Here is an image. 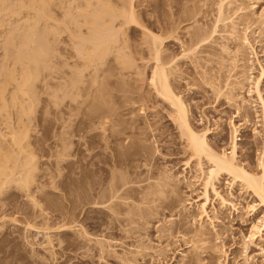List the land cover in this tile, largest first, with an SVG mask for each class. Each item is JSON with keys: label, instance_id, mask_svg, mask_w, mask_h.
I'll return each instance as SVG.
<instances>
[{"label": "rangeland", "instance_id": "obj_1", "mask_svg": "<svg viewBox=\"0 0 264 264\" xmlns=\"http://www.w3.org/2000/svg\"><path fill=\"white\" fill-rule=\"evenodd\" d=\"M9 1L11 6L19 5L15 4L14 0H12L13 4ZM45 1L50 3L48 5L55 14V16L52 14L51 23H55V19H57L56 22L59 20L61 24L59 29L61 28L62 31L60 29L61 32H58L59 39L55 35L57 37L55 39L58 40L52 41L51 37H54V34L47 32L48 29L44 28L45 21L41 19L44 22L39 24H44L41 28L38 24V31H43L42 36H40V31L35 33H39V36L38 34L37 36L32 35L38 43L42 40L44 42L46 38H49L48 42L51 40L50 48H48L47 41H45L46 46L41 43L43 47H40L41 44L37 45L34 39V44L32 43L29 50L38 54L39 50L41 53L44 51L45 46L48 48V56L44 58L43 54L39 59L41 67L38 68V72L39 70L40 72L35 74L36 80L32 78L33 90L29 88L34 106L29 111V105L32 103L27 99V110L32 112L30 114L28 112V118L25 119V116L23 118L24 122L27 121L29 132L27 141L25 139L23 141L32 144L30 145L33 152L30 153L32 157L26 158L20 154L21 152L16 151L17 156L22 155L20 158L16 157L19 158L18 160L23 158V164L29 161L34 163L35 167L28 164L30 168L32 167L28 175L33 177L31 185L29 184L30 188L26 186L29 189L25 187L22 190L19 186L16 188L15 186L20 183L17 182L15 185V182L13 181V184L11 181L12 184L8 182L9 185H6V183V187H3L4 190L0 192V264H264V222L262 221L264 204L260 203V200L241 180H233L229 174L222 173L218 186L222 196L231 203L224 206L221 199L211 191L206 212H203V215L200 214L203 210L200 209L199 204L205 201L202 198L201 183L205 177L204 173L208 172L212 165L206 157L199 161L197 156L191 154L190 148L187 149L186 136L172 118L176 115L175 110L173 111L174 107L157 97V91L151 84L156 62L152 57L153 53L148 48L151 46L152 35L164 39L173 38L164 42L162 46L165 56L172 53L177 58H175L177 70L174 69L173 72L169 70V79L173 83L171 85L175 93L180 95L189 107L194 128L199 132L208 130V141L219 153L231 155L232 142L235 138L238 144L237 161L241 162L240 164H243L247 170L261 174L263 173L260 161L264 145V112L262 103L254 92V84L261 70L258 61H261L264 67V0H234L229 4L232 5L229 6L230 8L228 0H224V3L227 2L224 4L225 14L223 16L224 18L226 16V21L221 20L220 22L217 20L220 16L219 7L223 0H134L135 18L138 20V23L133 21L134 24L124 22L126 17L124 15L128 13L120 12L123 7L124 9L129 7L127 0L101 1L104 3L111 1L110 3H113L114 7L116 5L115 8L118 9V11L116 9L117 13L115 12L114 18L112 14L110 15L112 19L109 15L105 16L109 18L107 20L112 26L109 23L106 24L108 27L104 28V31L108 33L112 29V34H115L114 37L117 38H115L117 48L125 45L124 50L121 49L124 55L121 57H124L130 64V68L122 72L123 75L118 74L117 71L107 70V68L104 72L106 75L102 74L103 77L111 78L112 76V81L109 84L107 81V86L104 85V88L108 87L106 91L112 92L107 95L113 100L105 99L102 105L106 106L105 103H108L105 107L106 115L112 113L109 117L113 120L111 119L110 122L117 124L116 129L117 126L119 128L117 138L119 139L112 137L110 124H107V126L110 125L108 126L110 130H106L107 133L101 129L100 131L101 127L95 128V126L98 127L97 121L90 123L89 126H84V123L80 125L82 117H86L83 113L86 112L84 109L89 111L91 107L88 109L84 106L79 113H77V108L72 107L74 109L70 110L71 112L80 114L74 113L76 117L73 113L70 114L68 108L63 112L55 108L52 95L58 87L56 85L62 80L57 72L60 69H67L62 68V64L68 61L70 55L76 53L75 47L78 48L80 42L78 39H84L80 33L81 30L84 35L88 33L87 27L81 26L78 22L79 18H76L78 10L75 5L79 0ZM101 2H99L100 6ZM27 3L33 4V0L27 1L26 6ZM11 6V12L18 10L23 15L19 16L17 15L19 13L16 14L15 11L14 15L9 10L8 14L4 12L5 17L0 13V18L5 19L3 26H0V28L3 27L2 30H5L3 32L0 30V67L3 66L4 68L1 69L6 72L10 67L8 71L13 70L12 67L16 63L14 56L16 54L18 59L17 55L21 52L17 47L23 44V37L26 38V35L31 33L27 30L30 29V24L29 26L24 25L25 19L27 21L30 19L29 22L31 21L32 24L33 19L30 17L36 14L35 9L33 13L30 12L32 10L30 5L27 6V8L30 6L29 10L25 7V10L21 12L20 5L15 6L14 10V6L13 8ZM22 11H27V15L30 13L29 19L25 17L26 12ZM10 13L14 15V18L9 15ZM118 13L122 16H118ZM72 17L77 20L76 25L75 21L72 23L74 19ZM228 18L230 20L233 18L237 29L240 30L238 33L243 35L247 30L245 33L251 38L258 59L254 57L251 48L242 50L247 60L243 58L245 57L244 52L242 54L240 51L241 53L238 52L239 55H237L238 48L236 49V44L231 39L232 33L229 31L232 28ZM35 20L37 18L33 20L34 26ZM109 20L113 21V24ZM15 22L17 25L13 24ZM10 23L17 29L22 25L20 29L24 28L26 31L21 32L20 29L16 31ZM67 24L75 33H71ZM214 28L216 32L212 34ZM20 32L23 33L21 38ZM24 33H26L25 36ZM46 33H49L47 36L50 33L52 36L47 37ZM200 34L201 38L209 36L207 43L192 55L185 52L194 40L201 39ZM38 37L46 38H41L39 42ZM74 43H78L77 46H74ZM225 44L228 45L230 53H224L222 50ZM23 47L21 48L25 51ZM110 57L106 67L112 69L116 64V58L115 56ZM70 59L74 60L71 57ZM68 62L70 66L73 65L70 60ZM26 63L23 64L29 66L30 70L37 71L33 60ZM19 65L15 66L16 69L28 68L24 67L25 65L21 68ZM16 71L21 75L23 70L21 74L18 70ZM1 72L3 73V70ZM6 72L4 73L8 75L9 73ZM2 73H0V79L2 75L4 79L2 78L0 82H5L7 77ZM25 73L23 72L22 75ZM33 74L31 72L30 75ZM19 81L22 80L19 79ZM227 84H231L234 92H228L225 87ZM260 88L264 101V77L261 79ZM108 107L113 110L116 108L114 112H107ZM140 107L142 110L139 109ZM4 113L3 117L6 115ZM12 115L15 120L22 117L15 118L19 115L18 113ZM6 117L8 116L4 119L7 121ZM2 119L0 118V127H2L0 130L8 132V137L9 131L12 132L15 128L12 126H10L12 130L5 128L6 121ZM9 120L11 119L9 118L7 122H10ZM15 122L11 124L15 126ZM70 124L72 125L69 126ZM235 126L237 132L234 129ZM77 127L81 128L80 134L74 131ZM120 128H123L122 131ZM84 134L93 136L85 145L83 142L87 136ZM61 145L69 146L66 153L74 154L61 156ZM14 148L15 152L19 147ZM25 151L29 154L30 150ZM118 153H123V155H116ZM202 160L200 168L197 162H202ZM20 162L14 164L19 171H22L26 167L21 163L24 168L20 170V166L17 167ZM25 171L23 172L26 174ZM120 172L125 174L121 179H128L129 183L126 182V187L125 185L122 188L119 187L118 194L108 200L109 203H101L103 200L101 197L105 198L104 195L110 192L112 183H118V180L119 183L122 182L119 176L115 177ZM25 174L22 173L21 176ZM29 176L28 179H30ZM113 177L115 180H112ZM168 181H170L169 184ZM19 182L24 185L22 181ZM126 188H130V191L125 192ZM176 191L179 193H176L177 198ZM112 202L115 205L120 203L117 205L119 208ZM254 224L259 228L253 230ZM200 226L208 229L206 236L209 239L205 236L203 238L205 240L201 238L200 241L197 235ZM47 234L52 239L51 243L47 240L49 238ZM195 247L200 255L195 252ZM196 257H200L199 261Z\"/></svg>", "mask_w": 264, "mask_h": 264}, {"label": "bare ground", "instance_id": "obj_2", "mask_svg": "<svg viewBox=\"0 0 264 264\" xmlns=\"http://www.w3.org/2000/svg\"><path fill=\"white\" fill-rule=\"evenodd\" d=\"M8 1L9 0H0V13L2 14V16L3 15H5L4 14V12H11V10H10V6L11 5H9V3H8ZM12 1V0H11ZM11 1H9V2H11ZM17 1V2H16ZM28 2H30L31 0H27ZM26 1V2H27ZM61 1V0H60ZM101 1H105V0H79V2L78 3H76V10H78V12H76L77 13V15H76V18L78 19L79 18V20H78V22H79V24L82 26H86L87 27V33L88 34H86V35H84V34H82V30H81V35L84 37V39H82V40H79L78 39V41H80L79 42V47L77 48V47H75L77 50H76V53H74L72 56L70 55L69 56V58H68V61L70 60L71 61V64H73V65H69L70 64V62H68V61H64L63 62V64H62V62H59V63H61L62 64V68H67L66 70L65 69H63V70H61L60 69V71H58L59 69H57V73H59V75H60V78L62 79V80H60V78L59 77H56L57 79L59 78V83H58V85H56V86H58L57 88H56V91L53 93V104L55 105V108L57 109V111L59 110V111H62L63 112V110H65L66 108H68L69 109V111L70 110H73L72 109V107H75V108H77L78 109V111H77V109H76V111H77V113H79V112H81L82 111V107H84V106H86V108L88 107V109L91 107V109L88 111L87 109H84V110H86V112L84 111L83 113L85 114V116L86 117H82V119H81V122H80V125H81V123L84 125V126H89V124L90 123H93V122H95L96 123V121H97V123H98V127H96L95 126V128H99V127H101V128H99V130L101 129V130H103L104 131V133L106 132V130H110L111 129V135H112V137H116V139H119V138H117V136H118V126H117V129H116V123L115 122H113V123H115V124H112L110 121H111V119L113 120V118H110L111 116L110 115H112V113L109 115V113H108V115H106L107 113H106V111H105V107L107 106V104L105 103V105L106 106H103L104 104L102 103V101L104 100L105 101V99H109L110 97H108V95H107V93L109 94V93H112V92H107L108 90H107V88L108 87H105L104 88V85L105 86H107L106 85V82L109 84V82L110 81H112V76H111V78L110 77H103V73L105 72V71H107V70H113V71H117V73L119 74V73H124V71L126 72L127 70L126 69H129L130 68V64H128L127 62H126V59L124 58V57H121V56H124L123 55V51H121V49L123 48V46H125V45H123L122 46V48H117L116 47V43H115V41H116V37H114V35L115 34H112L113 32L111 31L112 29H111V24H110V22H108V20H107V18H105V16H110L111 14H112V17L114 18L115 16H116V9L117 8H115L116 7V5H115V7H114V5H113V3H110L111 1H107V3H104V2H101ZM128 1V5H129V7L127 8L126 6V8L127 9H124V7L121 9L122 11H120L121 13L122 12H124V13H128L127 15H124V13H123V15L124 16H126L125 17V19H127V16H128V19L125 21V19H124V22H127L128 24H129V22H133L134 21V23H138V20H136L137 18H135L136 16H135V9H134V7H135V5L133 4L134 3V0H127ZM232 1V2H231ZM14 2H15V4L16 3H18L19 5H20V12H21V10H25V7L27 8V6L28 5H30V6H32L31 8H32V10H30V12H32L33 13V10L35 9V11H34V13L36 12V14H35V16H33V17H35V18H37V20H35V26H34V22H33V20L35 19V18H33L32 16L30 17V16H28L27 15V11H22L23 13H25L26 12V18H28L29 19V17L31 18V19H33L32 20V24H33V26H32V24H31V21L29 22V20L27 21V19H25V24L24 25H26V26H29V24H30V29L28 28H26V26H25V28L29 31V32H31V33H28V35H26L27 37L26 38H24L23 37V33H21V32H24V31H26V30H24V28L23 29H20V26H22V25H20L19 26V28L18 29H20L19 31H21L20 32V38L21 37H23V44H24V41H25V46L26 47H23L24 45L23 44H20L21 46L20 47H17V48H20V53L19 52H17V53H19L17 56H18V59H17V57H16V54H15V58H14V60L16 61V63L19 65V64H21V65H19L21 68H22V65L24 66L25 64H23L24 62L26 63L27 61H31V60H33V62H34V64L36 65V67H34V68H36L35 70H37L36 72L35 71H33V69H29V66H27V65H25L24 67H28V68H25V69H16V67H17V64L15 63V65H14V62H13V67H15V68H13L12 67V69L13 70H11V71H8V70H10L11 69V67H10V69H8L7 70V72L9 73L8 75H6L4 72H6V71H4V69H1L3 66H1L0 67V70L2 71L3 70V73L5 74V77H7V78H5V82H2V84H0V115H1V119L3 118L4 119V117L5 116H8V117H6V119L8 118H10L11 120H9L10 122H7L8 121V119H7V121L5 122V124L4 123H2V124H4V126H5V128H7L8 127V130H9V128H10V130H12V128H15V129H13L12 130V132L11 131H9V133L10 134H12V135H10V134H8L9 136L7 137V133L6 132H1V130H0V137H2V138H0V140H2V142H0L1 144V146H0V192H2V190H4V188L6 187V185H9L8 184V182L10 183V185L13 183L14 184V182H15V185L17 184V182L18 183H20V185L18 184L17 186H15L16 188L19 186V188H25L26 186H28L29 188H30V186H29V184L31 185V181H33L31 178H33V177H30L29 175H28V172L31 170V168L33 167H35V165H34V163L32 164L31 162H27L26 161V164H23V158L22 159H20L22 162H20V160H18L19 158H20V156L22 157V155L23 156H26V158L27 157H32V155H30V153H33L32 152V150L30 149V145H32V144H30V142H25V141H23V139H25L26 141H27V138L29 137V132H28V127H27V125H26V122L27 121H25L24 122V120L26 119V118H28V112L30 111V110H32V106H34L33 105V103H34V100L32 101L31 99V96L32 95H30V93L31 92H29V88H31L32 90H33V88H32V85H31V81H33V80H36V75L40 72V70H39V72H38V68H40L41 66H39V64L41 65V62H40V60L39 59H41V56L44 54V56H42V57H47L48 55H47V52H48V48H50V42H51V40L48 42L47 41V39H49V38H46V37H44V38H46V40L45 41H47V47L48 48H46L45 46H46V42L44 41V42H42L43 40L42 39H44L43 37H38L39 39H38V41L40 42V40H42L40 43H38V42H36L37 41V39H35V35L37 36V34H38V36L42 33L43 34V31L41 30H39L40 31V34L39 33H37V34H35L36 33V31L37 32H39L38 31V29H39V25L42 23V21L45 23H43L44 24V28L46 29H48L47 30V32L49 31V32H51L52 34H54V37L51 35V33H50V35L53 37H51V39H53L52 41H56V40H58L59 39V36H58V32L60 31V29H59V25L61 26V24L59 23V20H58V22H56L57 21V19H55L54 20V22L55 23H51V19H53V16H55V14L51 11V9L52 8H50L49 7V5H50V3H47L48 1H45V0H36V1H34L33 0V4L32 3H27V6H26V2H25V0H14ZM20 2V3H19ZM99 2H101V6H100V4H99ZM106 2V1H105ZM222 2V1H221ZM225 1L223 0V2L221 3V5H220V7H219V17H218V20H217V22H220L221 20H225V18H226V16H225V18L223 17L224 16V7H225V5L224 4H226V3H224ZM234 2V0H228V7L229 6H232V5H229V4H231V3H233ZM61 3H63L64 4V2H61ZM125 3V2H124ZM11 4H13V1H12V3ZM49 4V5H48ZM18 5V6H19ZM13 6H14V8H13ZM13 6H11L12 8H13V10L16 8V7H18L17 5H13ZM16 6V7H15ZM30 6L27 8L28 10L30 9ZM118 6V5H117ZM123 6V5H122ZM227 7V8H228ZM11 8V9H12ZM73 8H75V7H73ZM230 8V7H229ZM19 9V8H18ZM26 9V10H27ZM36 9H37V11H36ZM238 9H241V8H238ZM9 10V11H8ZM76 10H74V11H76ZM124 10V11H123ZM225 10H226V8H225ZM231 10V9H230ZM229 10V11H230ZM15 11V10H14ZM13 11V12H14ZM17 11V12H16ZM15 11V13L17 14V13H19L18 12V10H16ZM117 11H118V9H117ZM227 11H228V9H227ZM13 12H11V13H13ZM50 12H52V13H50ZM116 12V13H115ZM9 14L10 16L12 15V14ZM15 13H13L14 15H15ZM50 13V14H49ZM121 13H118L119 15L118 16H120L121 15ZM0 14V15H1ZM8 14V13H7ZM52 14H54L53 16H52ZM14 15H12V17L14 16ZM17 15H23L22 13H19V14H17ZM25 15V14H24ZM32 15V14H31ZM34 15V14H33ZM50 15V16H49ZM66 15V13L64 14V16ZM67 15H68V13H67ZM7 16V15H6ZM52 16V17H51ZM117 16V17H118ZM122 16V15H121ZM3 17H5V16H3ZM24 17V16H23ZM51 17V18H50ZM75 17V16H74ZM74 17H72V18H74ZM111 17V16H110ZM112 17H111V19H112ZM228 17V16H227ZM14 18V17H13ZM82 18V19H81ZM6 19H8L9 20V18H7L6 17ZM41 19H43L42 21H41ZM69 19L71 20V18L69 17ZM109 19V18H108ZM117 19V18H116ZM5 20V19H4ZM3 19H2V17L0 18V26L2 25L3 26V21H4ZM14 20V19H13ZM227 20H230L229 18L227 19ZM231 20H233V18L231 19ZM231 20L229 21L230 23H231V28L232 29H230V31H229V33H232V35H231V39H232V41L236 44V49L238 48V50H237V52H236V50L234 51V52H236L237 53V55H239V53H241L242 52V50H246L247 48H251L252 49V53H253V55H254V57H256L257 59H258V54H257V52L255 51V46L253 45V43H252V41L250 40L251 38H249V36L244 32V34L242 35V33H238V30L239 29H237V25H236V23L234 22V20L231 22ZM75 21V25H76V22H77V20L74 18L73 20H72V23ZM109 21H111V20H109ZM135 21H137V22H135ZM226 21V20H225ZM9 22V21H8ZM26 22H28V23H26ZM41 22V23H40ZM77 22V23H78ZM112 22V24H113V21H111ZM124 22H122V24L124 23ZM2 23V24H1ZM40 23V24H39ZM108 23L111 25L110 26V31L108 32V33H106L104 30L105 29H107V27L108 26H106V24L108 25ZM134 23H132V24H134ZM6 24H7V21H6ZM6 24H5V22H4V25L6 26ZM10 24H12V23H10ZM13 24H16V22L15 23H13ZM12 24V25H13ZM21 24V23H20ZM39 24V25H38ZM42 24V25H43ZM229 24V23H228ZM17 25V24H16ZM24 25H23V27H24ZM42 25H40V28L41 27H43ZM4 26V27H5ZM14 26V25H13ZM12 26V27H13ZM103 26H106V27H103ZM217 26V25H216ZM216 26H215V28H216ZM227 26V25H226ZM229 26V25H228ZM17 27V26H16ZM67 27L69 28V29H71L72 27L70 26V25H68L67 24ZM103 27V28H102ZM2 28L3 27H1L0 28V30H2ZM13 28H15V26L13 27ZM12 28V29H13ZM22 28V27H21ZM31 28H32V30H31ZM43 28V30H45ZM82 28V27H81ZM105 28V29H104ZM115 28V27H114ZM213 29L212 30V34H215V32H216V29ZM17 28H15V30H16ZM17 29V30H18ZM116 29V28H115ZM11 30V29H10ZM9 30V31H10ZM14 30V29H13ZM16 30V31H17ZM24 30V31H23ZM31 30V31H30ZM118 30V29H117ZM120 30V29H119ZM232 30H233V32H232ZM3 31H5V30H2V32ZM7 31V30H6ZM15 31V32H16ZM27 31V32H28ZM61 31H62V29H61ZM60 31V32H61ZM114 31V30H113ZM218 31V30H217ZM240 31V30H239ZM1 32V31H0ZM8 32V31H7ZM13 32V31H12ZM26 32V33H27ZM46 32V31H45ZM70 32V31H69ZM72 32H74L75 33V31L73 30L72 31V29H71V33ZM6 33V32H5ZM26 33H24V36H25V34ZM109 33H111V34H109ZM118 33V32H117ZM2 34V33H1ZM42 34L40 35V36H42ZM47 34H49V33H46L45 34V36H47ZM60 35H61V33H59ZM4 35V34H3ZM6 35V34H5ZM32 35H34L33 37H32ZM50 35H48V36H50ZM58 36V39H55V38H57L56 36ZM121 35V34H120ZM1 36V35H0ZM7 36V35H6ZM19 36V35H18ZM44 36V35H43ZM47 36V37H48ZM70 36V35H69ZM74 36H76L75 34H74ZM119 36V35H118ZM117 36V37H118ZM82 37V38H83ZM199 37V36H198ZM13 38V37H12ZM18 38V40L19 41H21L20 40V38L19 37H17ZM33 38V39H32ZM37 38V37H36ZM71 38H72V36H71ZM116 38V39H115ZM200 38H201V34H200ZM16 39V38H15ZM25 39V40H24ZM35 39V42L37 43V45H39V44H44L45 46H44V51H45V53H43L44 51L43 50H41V51H43L42 53L40 52V50H39V52L41 53V55H40V53L38 52V54H37V50H35V52L36 53H32L31 51H29L30 50V48H31V45H32V43L34 44V42H33V40ZM55 39V40H54ZM73 39V38H72ZM173 38L171 37V38H168V39H164V38H161V37H157L156 35L155 36H153L152 35V40H151V46H149L148 48L151 50V52L153 53V58L155 59V62H156V64H155V66H154V70H153V74H152V77H151V84H152V87H154V89H156V91H157V97L158 98H160V99H163L164 101H166V103H168V104H170L171 105V107H174V109H173V111L175 110V112H176V115H175V117H173L172 116V118H174V122H176V124H177V126L180 128V130L182 131V133H183V135L184 136H186V142H187V145H188V148L187 149H189L190 148V151L192 152L191 154H193V155H195V156H197L196 158H199L198 160L199 161H201V159L203 158V157H206L208 160H209V162L211 163L210 165H212L211 166V168H210V170L208 171V172H206V173H204V175H205V177L203 178V182L201 183L202 185V189H203V199L205 200L204 202H201V204H199V207H200V209L201 210H203V211H201L202 213H200L201 215H203V212H206V205H207V202H208V200L210 199L209 198V195H210V193H211V191L212 192H214V194L216 195V196H218L220 199H221V202H222V204L225 206H227L229 203H231V201L229 202L226 198H224L223 196H222V194H221V192H220V189H219V186H218V184L220 183V179H221V177H220V175L222 174V173H225V174H229L230 176H232V178H233V180H241L243 183H244V185H246V187H248L254 194H255V196L260 200V203H263L264 204V145H263V151H262V156H261V161H260V167H261V169H262V172L263 173H261V174H256V173H254V172H251V171H249V170H247L246 169V167L243 165V164H240L241 162H238L237 161V157H236V155H237V149H238V144L235 142V138H234V142H232L233 143V149H232V152H231V155H229V154H226V153H219V152H217L216 150H214L213 149V147L210 145V143H209V141H208V138H207V131L208 130H205L204 132H199V131H197L195 128H194V126H193V124L191 123L192 121H191V118H190V110H189V107L187 106V104L182 100V98H181V96L180 95H178V94H176L175 93V90H173V88L174 87H172V85H171V83L172 82H170V79H169V70L170 71H172L173 72V70L174 69H176L177 70V64L175 63V61H176V57H175V55H173L172 53H170V54H168L167 56H165V54H164V50H163V43L164 42H166V41H169V40H172ZM199 39V38H198ZM197 39V40H198ZM209 39V36H207L206 38H201V39H199L198 41L196 40H194V43H191V46H190V48L189 49H187V50H185V52H187L188 54H191L192 55V53H195L197 50H199V48H201L205 43H207V40ZM14 40V39H13ZM18 41V42H19ZM21 42V43H22ZM11 43V42H10ZM13 43V42H12ZM17 43V42H16ZM20 43V42H19ZM150 43V42H149ZM42 44L41 45H39L40 47H43L42 46ZM75 44V43H74ZM73 44V45H74ZM78 44V43H77ZM77 44H75L74 46H77ZM23 45V46H22ZM72 45V47H74ZM126 45H128V44H126ZM38 46V47H39ZM238 46V47H237ZM4 47V46H3ZM21 47H23L24 49H25V51H23L22 50V48ZM39 47V48H40ZM130 47V46H129ZM10 48H12V47H10ZM74 48V49H75ZM125 48V47H124ZM124 48H123V50H124ZM126 48L127 49H129L127 46H126ZM244 48H246V49H244ZM3 49V48H2ZM40 49H42V48H40ZM6 50V49H5ZM16 50V49H15ZM50 50V49H49ZM222 50L224 51V53L226 52H228V50L230 51V49L228 48V45H223L222 46ZM13 51V50H12ZM18 51H19V49H18ZM23 51V52H22ZM222 51V52H223ZM241 51V52H240ZM10 52V51H9ZM239 52V53H238ZM244 52V51H243ZM243 52H242V54H243ZM12 53V52H11ZM32 53V54H31ZM152 53H151V55H152ZM187 53H185L186 55H188ZM228 53H230V52H228ZM9 54V53H8ZM76 54V55H75ZM184 54V55H185ZM4 55V54H3ZM11 55H13V54H11ZM10 55V56H11ZM35 55H39L38 57L37 56H35ZM183 55V56H184ZM190 55V56H191ZM110 56H115V58H116V60H115V58H113L116 62V64H115V66L111 69V68H108V67H106V65L108 64V61H109V59L111 58ZM244 56H245V52H244ZM5 57V56H4ZM70 57L71 58H74V63L72 62V60L70 59ZM120 57H121V59H120ZM236 57H238V56H236ZM242 57H243V55H242ZM7 58V57H6ZM57 58H58V56H57ZM122 58H124L123 60H122ZM176 58V59H175ZM243 58H245L246 59V56L245 57H243ZM59 59H60V56H59ZM11 60V59H10ZM18 60V61H17ZM25 60V61H24ZM43 60V59H42ZM66 60V59H65ZM247 60V59H246ZM24 61V62H23ZM59 61V60H58ZM111 61V60H110ZM128 61V60H127ZM23 62V63H22ZM177 62V61H176ZM243 62H245L244 61V59H243ZM253 62V61H252ZM1 63H2V61H1ZM58 63V62H57ZM65 63V64H64ZM258 63H260V67H261V70H260V73L258 74L259 76H258V78L256 77V79H255V86H254V92L256 93V95L259 97V99H260V101H261V103H262V110H263V112H264V101H263V97H262V93H261V88H260V82H261V79L264 77V67H262V65H261V61L259 62L258 61ZM26 64H28V63H26ZM61 64L59 65L60 67H61ZM8 65V64H7ZM65 67H64V66ZM5 66V65H4ZM58 66V68H60ZM67 66H69V68L67 67ZM167 66H169V67H167ZM250 66V65H249ZM19 67V68H20ZM111 67H112V65H111ZM235 67H236V65H235ZM4 68V67H3ZM31 68V67H30ZM106 68H107V70H106ZM16 70H18L19 71V73L21 72V70H23L21 73L23 74V72H26L24 75H22L21 73V75H22V77H21V75H19L18 74V72L16 71ZM25 70V71H24ZM175 70V71H176ZM251 70V69H250ZM0 71V73H2ZM27 71H29V72H27ZM61 71H63V72H65V73H61L60 74V72ZM112 71V72H113ZM6 72V73H7ZM31 72L32 73H34L32 76L30 75L31 74ZM38 72V73H37ZM2 73V74H3ZM113 73H115V72H113ZM111 74V75H114V74ZM123 73L121 74V75H123ZM19 75V78H18V75ZM36 74V75H35ZM105 74V73H104ZM117 74V75H118ZM57 75V74H56ZM106 75V74H105ZM36 76V77H35ZM122 77V76H121ZM2 78L4 79V75H2ZM0 79V80H3V79ZM32 78H33V80H32ZM35 78V79H34ZM124 78V77H123ZM19 79H21L22 81H19ZM252 79H254V77L252 78ZM57 81V80H56ZM114 81V80H113ZM252 81V80H251ZM254 81V80H253ZM0 82V83H1ZM60 82H62V83H60ZM254 83V82H253ZM116 84V83H115ZM120 84V83H119ZM173 84V83H172ZM31 85V86H30ZM231 85V84H230ZM229 84H227V86H225V87H227V90H228V92L229 93H231V91H233L234 90V88H232L231 86H230ZM115 86V85H114ZM230 87V88H229ZM111 88V87H110ZM121 88V87H120ZM118 89V88H117ZM230 89V90H229ZM107 90V91H106ZM129 90V89H128ZM110 91V90H109ZM250 91H253V89L251 90L250 89ZM249 91V92H250ZM234 92V91H233ZM254 92H252V93H254ZM114 93V92H113ZM251 93V92H250ZM125 94V93H124ZM106 96H107V98H106ZM128 96V95H127ZM127 96H125V97H127ZM128 98V97H127ZM27 99L28 100H30L31 101V105H29V108H28V105H27ZM91 99V101H89ZM92 99H96V100H92ZM135 99V98H134ZM109 100H111V99H109ZM113 100V99H112ZM111 100V101H112ZM122 100V102H123V99H121ZM107 102H110V101H108L107 100ZM245 102V101H244ZM103 104V105H102ZM110 104V103H109ZM129 105V104H128ZM104 107V108H103ZM27 108L29 109V111L27 110ZM82 108V109H81ZM101 108H103V110L101 109ZM114 108V107H113ZM116 108V107H115ZM115 108H114V110H115ZM108 109V111L107 112H110V111H112V112H114V110L112 109V108H110V107H108L107 108ZM106 109V110H107ZM112 109V110H111ZM139 109H141L142 110V108L140 107ZM79 110H81V111H79ZM141 110H140V112H141ZM66 111H67V109H66ZM5 112V113H4ZM32 112V111H31ZM31 112H29V114L31 113ZM104 112H105V114H104ZM3 113L4 114H6L4 117L2 116L3 115ZM19 114V115H16L17 117H15V118H19L20 116H22L21 117V119H18V120H15V119H13V115L12 114ZM59 113H61V112H59ZM71 113H73V115L76 117V115L75 114H77V113H75V112H71L70 111V114ZM75 113V114H74ZM136 113V112H135ZM69 114V115H70ZM84 114H82L83 116H84ZM115 115H116V112L114 113ZM119 114V113H118ZM77 115H80V114H77ZM24 116H25V119L23 120V118H24ZM71 117H72V115H70ZM69 116V117H70ZM110 116V117H109ZM112 117H114V116H112ZM117 117V116H116ZM119 118V117H118ZM2 119V120H3ZM70 119V118H69ZM77 119V118H76ZM1 120V121H2ZM12 120H13V122H12ZM16 122H15V121ZM72 120V119H71ZM75 120V119H74ZM118 120H120V119H118ZM118 120L116 121V122H118ZM77 121V120H76ZM76 121H74V122H76ZM15 122V126H13L14 124H11V123H14ZM69 122H70V120H69ZM11 125H10V124ZM122 123H123V121H122ZM99 124L101 125V126H99ZM107 124H110L111 125V127H110V125H108L109 127H110V129H108L109 127L107 126ZM121 124V123H120ZM119 124V125H120ZM72 124H70L69 126H71ZM73 125H74V123H73ZM94 125V124H93ZM96 125V124H95ZM115 125V126H114ZM124 125V124H123ZM264 125V124H263ZM10 126H12V128L10 127ZM234 126V125H233ZM17 127V128H16ZM91 127V126H90ZM127 127V126H126ZM133 127V126H132ZM132 127H130V128H132ZM2 127H0V129H1ZM115 128V129H114ZM124 128V127H123ZM123 128H120L121 129V131H122V129ZM94 129V128H93ZM234 129H235V131L237 132V129H236V126L234 127ZM7 129H6V131H8ZM80 130H81V128L79 129V127H77L74 131H76V133L78 134H80ZM83 130V129H82ZM100 130V131H101ZM95 131V130H94ZM99 131V132H100ZM120 131V130H119ZM124 131V130H123ZM85 132V131H84ZM93 132V131H92ZM110 132V131H109ZM88 133V132H87ZM98 133V132H97ZM107 133V132H106ZM116 133V134H115ZM120 133V132H119ZM76 134V135H77ZM109 134V133H108ZM122 134H123V132H122ZM122 134H119L120 136L122 135ZM85 135V134H84ZM89 135V134H88ZM96 135V134H95ZM104 135H106V134H104ZM103 135V136H104ZM80 136H82V135H80ZM85 136H87V134L85 135ZM85 136H83V137H85ZM93 137V136H92ZM91 136H87V137H85L84 138V142H83V144L85 145V144H88V142H89V140H90V138H92ZM105 137V136H104ZM131 137V136H130ZM7 138V139H6ZM87 138V139H86ZM83 139V138H82ZM103 139V138H102ZM29 140V139H28ZM126 140V139H125ZM8 142V143H7ZM10 142V143H9ZM25 142V143H24ZM133 142V141H132ZM24 143V144H23ZM129 143V142H128ZM10 144V145H9ZM124 144H126V143H124ZM132 144V143H131ZM16 146V148L17 147H19L18 149H16L15 150V152H14V147ZM62 146V145H61ZM69 147V146H68ZM68 147H64V146H62V150H61V156L62 155H66V156H69V155H71V154H74V153H66V152H68L67 151V148ZM123 147H125L124 145H123ZM26 148H28V149H26ZM107 148V147H106ZM20 149V150H19ZM69 149V148H68ZM19 151V153L20 154H22V155H18L19 156V158L17 159L16 157H18L17 156V154L18 153H16V151ZM25 150H30V151H28L29 152V154H28V156H27V154H26V151ZM124 151V150H123ZM120 152H122V151H120ZM15 153H16V155H15ZM24 153V154H23ZM59 153V152H58ZM26 154V155H25ZM120 154V156H121V154L123 155V153H118V154H116V155H119ZM120 158V157H119ZM118 158V159H119ZM205 158V159H206ZM24 159H25V157H24ZM197 160V161H198ZM16 162V164L18 163V162H20L18 165H17V167H19L20 166V170H22L23 168H24V166L26 167L25 169H27V167H29L28 169H27V171H25V169H23L22 171H19V169H17L15 166V163ZM33 162V161H32ZM188 162H190V161H188ZM208 162V163H209ZM24 165L23 167H22V164ZM30 163V166H32L31 168H30V166L28 165ZM199 165H200V163H203V160H202V162H197ZM32 164V165H31ZM119 164V163H118ZM198 165V166H199ZM200 168H201V165H200ZM16 170V171H15ZM18 170V171H17ZM203 170H205L204 168H203ZM23 171H25V172H27L26 174L23 172ZM25 174L24 176H21V174ZM119 173V172H118ZM118 173L116 174V176L115 177H117L118 178V176H119V178H120V180L122 181H120L121 183H119V180L117 181V179H116V181L118 182V183H112V181L110 182V183H112V188H110V192L112 193V194H110V192L108 193L107 191V193L110 195H104L105 196V198H106V196H108V198H104L103 196L101 197L102 199V202L101 203H103V204H105V202H110V201H108V200H111V198L113 197L114 198V196H116L117 194H118V192H119V187H123L124 185H125V187H126V184L127 183H129V182H127L128 181V179H121L122 177H123V175H125V174H123V173H121L120 172V174L118 175ZM113 174V173H112ZM114 174V175H115ZM113 175V176H114ZM122 175V176H121ZM18 176H21V177H18ZM28 176H29V178L30 179H28ZM16 177V178H15ZM124 178H125V176H124ZM167 178V177H166ZM17 180H19V181H22L23 183H24V185H22V183L21 182H19V181H17ZM112 180H115L114 179V177H113V179ZM171 180V179H170ZM11 181H12V183H11ZM14 181V182H13ZM28 181H29V183H28ZM114 182V181H113ZM127 182V183H126ZM169 182L170 181H168V184H169ZM7 183V184H6ZM167 183V182H166ZM6 184V185H5ZM167 184V185H168ZM5 185V186H4ZM23 187H22V186ZM152 185V184H151ZM156 185H157V183H156ZM150 186V185H149ZM154 186V185H153ZM160 186V185H159ZM4 187V188H3ZM14 187V186H13ZM28 187H26L27 189H29ZM117 187H118V189H117ZM128 188V187H127ZM126 188V189H127ZM130 188H132V187H130ZM130 188L129 189H127L125 192H127L128 190L130 191ZM150 188V187H149ZM159 189H160V187H158ZM11 189H12V187H11ZM22 189V190H23ZM27 189H25V190H27ZM6 190V189H5ZM108 190V189H107ZM9 191V190H8ZM28 191H30V190H28ZM160 191V190H159ZM162 191V190H161ZM178 191V190H177ZM177 191L175 192V195H176V193H177ZM6 192V191H5ZM105 192V191H104ZM117 192V193H116ZM124 192V194H126ZM154 192V191H153ZM152 192V193H153ZM157 192V191H156ZM163 192V191H162ZM26 193H28V192H26ZM105 194V193H104ZM116 194V195H115ZM177 194H179V193H177ZM29 195V194H28ZM179 196V195H178ZM110 197V198H109ZM174 197V196H173ZM176 198H177V195H176ZM33 199H34V196H33ZM105 199V200H104ZM154 199V198H153ZM175 199V198H174ZM95 202V201H94ZM100 202H99V204H101ZM112 203H114V202H112ZM111 203V207H112V209H113V204ZM117 203V202H116ZM95 204V203H94ZM98 204V203H97ZM119 205H120V203H118ZM118 204H116L115 205V203H114V205L115 206H117ZM232 204H233V202H232ZM235 205V204H234ZM114 206V207H115ZM231 206V205H230ZM118 207V206H117ZM198 207V208H199ZM119 208V207H118ZM117 209V208H116ZM194 217H196V216H194ZM194 219V218H193ZM201 219V218H200ZM263 222H264V218H263V220H262ZM30 226V225H29ZM30 227H32V226H30ZM201 227V228H200ZM199 228H198V230H197V235L199 236V238H200V241H201V238L203 239V238H205V236L208 234L207 233V230L208 229H205V228H203V226H200ZM197 228V227H196ZM207 228V227H206ZM259 227H258V225H256V224H254L253 226H252V229L253 230H256V229H258ZM196 233H194V235H195ZM210 235V234H209ZM204 236V237H203ZM49 237V238H48ZM47 240H48V242L49 243H51L52 242V239L50 238V235L48 236V234H47ZM198 239V238H197ZM206 239H209L208 238V236H206ZM203 240H205V239H203ZM202 240V241H203ZM207 242L209 241V240H206ZM204 242V241H203ZM195 252H197L198 250L196 249V247H195ZM196 254V253H195ZM199 253L197 252V255H198ZM193 255V254H192ZM192 255H191V257H192ZM200 255V254H199ZM197 258V257H196ZM200 258V257H199ZM199 258H197L198 260L197 261H199ZM192 259H194V257H192ZM196 260V259H195ZM192 261H194V260H192ZM192 261H191V263H192ZM195 262V261H194ZM193 262V263H194ZM202 262V260L200 261V263ZM197 263V262H196Z\"/></svg>", "mask_w": 264, "mask_h": 264}]
</instances>
